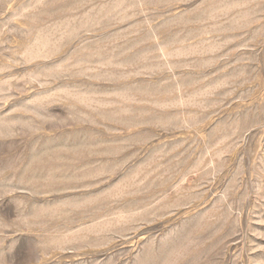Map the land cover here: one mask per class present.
<instances>
[{
	"label": "rangeland",
	"instance_id": "rangeland-1",
	"mask_svg": "<svg viewBox=\"0 0 264 264\" xmlns=\"http://www.w3.org/2000/svg\"><path fill=\"white\" fill-rule=\"evenodd\" d=\"M0 264H264V0H0Z\"/></svg>",
	"mask_w": 264,
	"mask_h": 264
}]
</instances>
